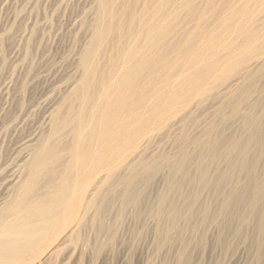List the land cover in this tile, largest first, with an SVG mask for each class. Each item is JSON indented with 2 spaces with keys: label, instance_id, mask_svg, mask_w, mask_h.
I'll list each match as a JSON object with an SVG mask.
<instances>
[{
  "label": "rangeland",
  "instance_id": "1",
  "mask_svg": "<svg viewBox=\"0 0 264 264\" xmlns=\"http://www.w3.org/2000/svg\"><path fill=\"white\" fill-rule=\"evenodd\" d=\"M104 1L106 4H103ZM104 1L0 0V199L8 194L7 185L17 166L21 164L20 160L26 155L25 144L42 132L46 135L50 132L47 122L50 109L60 105L58 115L71 118L72 123L45 141V145L52 149L59 143L58 147L64 149L54 151L46 159L43 176L48 170L61 169L63 163L73 160L72 150L68 146L72 136L75 137L70 132L76 124L83 131L89 132L95 128V138L97 132L104 134L110 129L117 132L121 128L127 129L128 125L124 126V123L142 113V110L129 109L121 124H112V120L123 110L116 111V114L114 111L118 110L120 102L130 95V91L118 94L113 92L112 96L107 87L100 85V81L104 77L101 73L105 75L106 70L115 65L121 41L129 27L133 25L137 28L144 24L140 18L148 0ZM176 4L179 7L174 11L175 24H170L173 4L170 0L165 1L161 12L162 19L165 20V24H162L161 45L153 52L157 54L171 50L168 56H178L176 64L159 71L166 74H162L158 83L154 82L153 74L146 77L145 97L149 98V106L145 109L144 121L138 122L136 119V123L129 125L128 132L106 139L107 143L102 150L105 152L106 147L112 143L119 145V156L115 157L116 178L128 176L137 183V190H143L147 194L149 202L142 205L137 213L132 206H128L123 212L120 225L116 226L114 221L120 201L112 197L111 192L119 191L121 185L119 182H110L104 187L101 199L110 204V210L102 219L110 228L97 231L87 224L82 231V243L78 244L75 251L73 244L66 243L59 255L46 262L36 260L38 263L258 264L255 259V231L250 226L240 224L236 218L232 221V227H240L241 235H236L215 222L206 225L200 238V214H195L191 222L196 229L183 230L185 248L180 240L163 243L155 235L153 198L163 187L161 184L164 174L155 172L145 182L150 169L178 159L180 149L187 146L189 140L211 128V124L218 125L225 136H240L238 121L222 123L217 112L219 108L216 106V96L222 91L220 86L230 84L234 78L239 77L241 85L264 83V70L256 69L247 74L241 70L243 64H233L255 50L256 46L264 49V40H250L246 43L244 36L237 38L230 27L223 30L224 27L238 24L242 28L247 26L250 29L252 26L259 34L264 33V12L259 13L257 9L260 0H178ZM248 4L252 6V11L247 14L240 12ZM152 7L153 5L151 9ZM151 9L148 12L150 15H145V18L154 17ZM194 13H202V16L192 20ZM242 14L250 20L240 21ZM221 16L229 17L233 23L222 24L223 28L217 29L219 35L208 43V58L201 64L205 65L207 77L197 83L195 79L202 77L204 73L197 74V67H191L188 71L180 70L185 66L186 60V56L181 54L186 51L187 40L200 33L201 26L215 27L219 25ZM147 22L152 27L153 19ZM94 26L100 27L103 32L100 40H92ZM243 40L245 41L242 42ZM178 51L181 54L178 55ZM85 53L88 55L87 67L95 71V74H88L86 82H80L84 72L80 60ZM210 65H213L212 70ZM144 67L145 63H142L139 68ZM180 71L184 80L177 83L175 81ZM76 81L81 85V90L77 95H68L66 87ZM156 86L157 90L154 89ZM101 94L105 95L101 98ZM67 95L68 100L64 102ZM85 95L93 97L91 102L96 104L97 111H89L91 103H85ZM258 98V92L254 91L252 99ZM260 103L261 110L254 115L261 120V126H264V99ZM225 111H229V108L226 107ZM139 127L143 128L146 136L139 143L138 149L133 150L122 163H118L125 152L122 145L136 136ZM216 136H220V133ZM128 162L134 169L128 168ZM221 166L218 164L216 167L221 169ZM190 189L191 185L186 182L183 191L190 192ZM19 199L16 198L15 203ZM200 199H212L216 204L215 198L208 191L201 192ZM180 203L176 198V204ZM26 210L27 208L17 212L7 223L14 221L17 216L21 217ZM23 221L24 219L18 220V223ZM180 225H185L182 219ZM262 254L264 257V242Z\"/></svg>",
  "mask_w": 264,
  "mask_h": 264
},
{
  "label": "bare ground",
  "instance_id": "2",
  "mask_svg": "<svg viewBox=\"0 0 264 264\" xmlns=\"http://www.w3.org/2000/svg\"><path fill=\"white\" fill-rule=\"evenodd\" d=\"M165 1H147L140 18L141 23L144 24L138 25L137 28L133 25L129 27L121 41L120 53L115 65L106 70L105 75L101 73L104 77L100 85L107 87L108 93L111 92L112 96H114L113 92L118 94L121 91H130V95L125 96L120 102L118 110L114 111L116 114V111L123 110L112 120V124L115 126L121 124L124 114L129 109L142 110L140 115L124 123V126L128 125L127 129H118L119 132L110 129L104 134L97 132L94 138L95 128L89 132L83 131L80 125L76 124L70 132L75 137L72 136L71 144L68 146L72 150L73 160L63 163L61 169L48 170L44 176L42 174L43 169L46 168V159L53 155L54 151L64 149L58 147L60 143L52 149L45 145V141L52 134L59 133L66 125L71 124L72 119L58 115L60 105L50 109L47 115L50 132L47 135L42 132L25 144L26 155L20 160L21 164L17 166L12 180L7 185L8 194L0 199V264H42L36 260L46 262L52 259L59 255L66 243L73 244L75 251L78 244L82 243V231L87 224L97 231L110 228L109 224L103 222L104 214L110 210V204L101 199L104 187L112 181L119 182L121 185L119 191L111 192L112 197L120 201L119 211L114 221L116 226L120 225L123 212L128 206H132L137 213L142 205L149 202L147 194L143 190H137V183L131 181L128 176L116 178L115 157L119 156V152L117 153L119 145L112 143L106 147V154L102 150L107 143L106 139L128 132L129 125L136 123V119L138 122L144 121L145 109L149 106V98L145 97L147 95L144 87L147 84L146 77L153 74L154 82L158 83L162 74H166L164 71L162 73L159 71L164 67H173L178 60V56H168L171 50L153 53L161 45L162 24H165L161 12ZM170 1L173 7L169 23L175 24L174 11L179 7L176 4L178 0ZM263 4L264 0H260L257 7L259 13L264 12ZM151 5H153L152 9ZM251 8L252 6L248 4L240 9V12L247 14L252 11ZM150 9L154 17L145 18ZM201 16L202 13H194L192 20ZM149 19H153L152 27L148 26ZM239 19L242 22L250 20L243 14ZM225 23L233 22L229 17L221 16L219 25L211 28L206 25L201 26L200 33L187 40L186 51L182 54L178 51V55L186 56L185 66L180 70L188 71L191 67H197L198 70H195L197 74L204 73L202 77L195 79L197 83L207 77L205 65L201 64L208 58V43L219 35L217 29L223 28L222 24ZM229 27L236 33L237 38L244 36L246 43L250 40L253 42L264 40V33L259 34L252 26L249 29L247 26L242 28L236 24L224 27L223 30ZM154 30L155 32H152ZM102 33L100 27L94 26L92 40H100ZM87 57L85 53L80 60L84 71L80 82H86L88 74H95V71L87 67ZM250 61H253L252 64H249ZM236 62L233 64H243L241 70L246 71L247 74L256 69L264 70V49L256 46L255 50L245 54ZM142 63H145L143 69L139 68ZM254 63H256L255 66H253ZM210 67L212 70L213 65ZM182 74L181 71L178 73L175 82L184 80ZM76 82L66 87L68 95L71 93L77 95L81 90V85ZM240 82L239 77L234 78L230 84L221 85L222 91L219 96H216L218 101L216 106L219 108L217 112L220 114L222 123L238 121V131L241 135L225 136L218 125L211 124V128L189 140L188 145L180 149L178 159L164 162L160 167L151 168L144 181L147 182L155 172L164 174L161 184L163 187L153 198L154 231L163 243L180 240L185 248L183 230L196 229L191 220L198 213L201 220L198 227L201 233L200 238L204 234L206 225L215 222L224 229L241 235L240 227H232V221L236 218L240 224L250 226L255 231L254 241L257 245L255 259L258 264H264L262 254L264 126H261V120L254 115L261 110L260 100L264 99V83L241 85ZM154 89L157 90V86ZM254 91L259 94V98L255 100L252 99ZM68 95L64 98V102L68 100ZM103 95L105 94H101L100 97L102 98ZM92 98L90 95H85L83 99L85 103H91L88 106V108L91 107L89 110L91 113L98 110L95 107L96 104L91 102ZM141 98L143 100H140ZM226 107L229 111H225ZM137 131L136 136H132L126 144L122 145L125 147V152L118 163H122L133 150L138 149L139 143L146 136L143 128L139 127ZM217 133H220V136H216ZM128 163V168L134 169L133 165ZM218 164L222 165L221 169L216 167ZM186 182L191 185L190 192L183 191ZM203 191H208L215 198L216 204L212 199L205 201L200 199ZM16 198H20L17 203H15ZM176 198L181 201L180 206L176 204ZM25 208L27 210L21 217L17 216L14 221L7 223L10 217ZM21 219H24L23 223H18ZM181 219L184 226L180 225Z\"/></svg>",
  "mask_w": 264,
  "mask_h": 264
}]
</instances>
